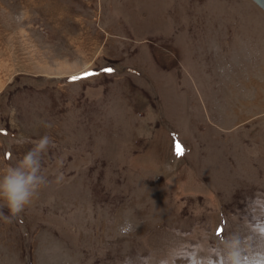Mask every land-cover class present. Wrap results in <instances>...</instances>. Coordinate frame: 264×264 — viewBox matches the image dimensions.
Masks as SVG:
<instances>
[{
    "label": "rangeland",
    "instance_id": "1",
    "mask_svg": "<svg viewBox=\"0 0 264 264\" xmlns=\"http://www.w3.org/2000/svg\"><path fill=\"white\" fill-rule=\"evenodd\" d=\"M44 136L0 264H264L251 1L0 0V179Z\"/></svg>",
    "mask_w": 264,
    "mask_h": 264
},
{
    "label": "clouds",
    "instance_id": "2",
    "mask_svg": "<svg viewBox=\"0 0 264 264\" xmlns=\"http://www.w3.org/2000/svg\"><path fill=\"white\" fill-rule=\"evenodd\" d=\"M49 143V137L44 136L15 167H10L0 179V197L7 201V206L13 215L20 213L31 202L39 184L42 183L37 176L40 161L34 159V154L45 149ZM234 264H239V261H235Z\"/></svg>",
    "mask_w": 264,
    "mask_h": 264
},
{
    "label": "snow or ice",
    "instance_id": "3",
    "mask_svg": "<svg viewBox=\"0 0 264 264\" xmlns=\"http://www.w3.org/2000/svg\"><path fill=\"white\" fill-rule=\"evenodd\" d=\"M103 71L106 72V73H111L114 70L108 68V69H104ZM93 75H95L94 72H85L82 76H73V77H71V79L73 81H75V80H79V79H82V78L90 77V76H93ZM174 147H175V152H176L177 155H183L184 149H183L182 145L179 142L175 143ZM220 231L221 230H218V234H219Z\"/></svg>",
    "mask_w": 264,
    "mask_h": 264
},
{
    "label": "water",
    "instance_id": "4",
    "mask_svg": "<svg viewBox=\"0 0 264 264\" xmlns=\"http://www.w3.org/2000/svg\"><path fill=\"white\" fill-rule=\"evenodd\" d=\"M264 13V0H249ZM127 71V70H126ZM69 81H73L69 79Z\"/></svg>",
    "mask_w": 264,
    "mask_h": 264
},
{
    "label": "trees",
    "instance_id": "5",
    "mask_svg": "<svg viewBox=\"0 0 264 264\" xmlns=\"http://www.w3.org/2000/svg\"><path fill=\"white\" fill-rule=\"evenodd\" d=\"M109 75V74H108ZM4 136H5V134H4ZM1 138H3L2 136H1ZM9 139H11V138H9ZM14 140V139H13Z\"/></svg>",
    "mask_w": 264,
    "mask_h": 264
},
{
    "label": "crops",
    "instance_id": "6",
    "mask_svg": "<svg viewBox=\"0 0 264 264\" xmlns=\"http://www.w3.org/2000/svg\"><path fill=\"white\" fill-rule=\"evenodd\" d=\"M167 128V127H166ZM2 162V161H1ZM3 163V162H2ZM1 165V164H0Z\"/></svg>",
    "mask_w": 264,
    "mask_h": 264
}]
</instances>
